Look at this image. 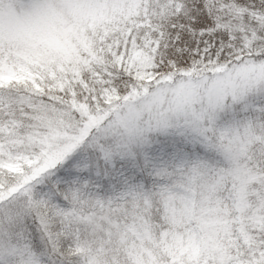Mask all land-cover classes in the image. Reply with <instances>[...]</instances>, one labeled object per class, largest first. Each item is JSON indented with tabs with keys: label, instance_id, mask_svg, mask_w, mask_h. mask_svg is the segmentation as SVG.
<instances>
[{
	"label": "snow or ice",
	"instance_id": "1",
	"mask_svg": "<svg viewBox=\"0 0 264 264\" xmlns=\"http://www.w3.org/2000/svg\"><path fill=\"white\" fill-rule=\"evenodd\" d=\"M0 264H264V0H0Z\"/></svg>",
	"mask_w": 264,
	"mask_h": 264
}]
</instances>
